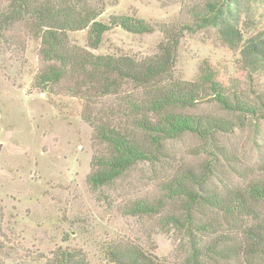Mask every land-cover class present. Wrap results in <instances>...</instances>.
Returning <instances> with one entry per match:
<instances>
[{
  "label": "rangeland",
  "instance_id": "374dc122",
  "mask_svg": "<svg viewBox=\"0 0 264 264\" xmlns=\"http://www.w3.org/2000/svg\"><path fill=\"white\" fill-rule=\"evenodd\" d=\"M212 1L217 0H80V4L97 11L96 21L104 24L113 17L129 16L151 24L187 25L174 66L177 79L194 81L208 64L225 87L235 80L241 91L264 98V68L248 67L241 49L229 48L214 28H197V12H204ZM231 1L241 45L254 38L264 42V1ZM14 2L0 0V264H51L59 250L74 251L89 264H116L110 258L116 246L137 248L159 264H187L188 238L165 218L179 213L181 207L167 198L163 183L176 172L200 170L209 160L201 142L190 135L168 141L167 157L161 163H139L111 185L91 186V161L105 152L104 146L95 141L92 128L82 118V100L34 89L39 40L27 20L12 18ZM68 36L85 47V31ZM162 41L158 31L133 35L113 26L91 52L144 58L155 54ZM100 106L109 122L123 125L119 99L103 100ZM196 112L236 120V115L215 103H205ZM219 140L231 159L217 164L221 181L212 180L213 190L225 184L244 190L248 184L264 183V120L247 118ZM157 201L164 202L159 215L135 212L137 203ZM253 206L264 215V200ZM201 213L203 220L211 219L216 232L206 235L208 244L224 234L244 243L239 226L247 219L237 220L233 227L209 207L202 206ZM210 256L205 258L207 264H227ZM254 258L256 264H264V253ZM242 261L239 257L228 264Z\"/></svg>",
  "mask_w": 264,
  "mask_h": 264
},
{
  "label": "trees",
  "instance_id": "16d2710c",
  "mask_svg": "<svg viewBox=\"0 0 264 264\" xmlns=\"http://www.w3.org/2000/svg\"><path fill=\"white\" fill-rule=\"evenodd\" d=\"M14 4L11 17L16 22L27 20L39 40L34 89L50 96L65 93L82 100V118L92 128L95 141L104 146L105 152L92 158L89 184L95 188L108 186L139 163H161L167 157L168 141L193 136L201 142L202 153L209 160L200 170L176 172L163 183L167 198L181 207L179 213L165 218L188 238L187 264H207L205 258H212L210 253L227 264L239 257L244 262L237 264H256L254 256L264 253V215L253 204L264 200V183L248 184L244 190L225 184L218 191L211 186L212 180L221 181L217 169L220 159H231L219 136L231 133L247 118L264 120V98L241 91L235 80L225 87L208 64L200 68L194 81L177 79L174 66L187 25L151 24L129 16L113 17L104 24L96 21L100 14L86 3L80 4V0H16ZM235 9L231 0L207 3L204 12H197V28H214L229 48L241 49L242 61L248 67L264 68V42L254 38L241 45ZM113 26L133 35L158 31L163 41L155 54L144 58L93 54L91 51L99 48L102 36ZM81 31L86 32L85 47L68 36ZM111 98L119 99L122 105L124 126L109 122L102 114L100 105ZM205 103H215L222 111L236 115L235 122L196 112ZM163 206L160 201L141 202L134 209L150 216L159 215ZM202 206L220 213L233 227L247 219L248 223L239 226L244 243L224 234L208 244L206 235L216 232L211 219L200 217H204ZM110 258L116 264H159L127 246L123 250L113 248ZM51 264L89 263L74 251L59 250Z\"/></svg>",
  "mask_w": 264,
  "mask_h": 264
}]
</instances>
